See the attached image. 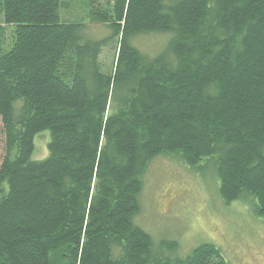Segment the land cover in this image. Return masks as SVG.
Segmentation results:
<instances>
[{"label": "trees", "instance_id": "trees-1", "mask_svg": "<svg viewBox=\"0 0 264 264\" xmlns=\"http://www.w3.org/2000/svg\"><path fill=\"white\" fill-rule=\"evenodd\" d=\"M106 2L79 22L63 0H0V264H228L212 244L166 257L133 219L161 155L210 163L224 203L264 219V0ZM148 34L171 37L154 58L132 44Z\"/></svg>", "mask_w": 264, "mask_h": 264}, {"label": "rangeland", "instance_id": "rangeland-1", "mask_svg": "<svg viewBox=\"0 0 264 264\" xmlns=\"http://www.w3.org/2000/svg\"><path fill=\"white\" fill-rule=\"evenodd\" d=\"M63 1L69 5L74 21L80 22L87 15L85 0ZM97 1L98 6L107 3ZM91 32L95 37L107 33L102 28H91ZM170 38L169 34L141 35L132 39V44L144 56L154 58L167 47ZM10 43L11 33L6 29L0 44L6 49ZM117 49L112 42L102 50L99 62L104 72H112ZM3 141L0 131V162ZM48 142V132L36 136L32 160L42 161L48 156ZM218 188L215 168L210 163L201 162L192 169L175 156H158L143 174L140 210L133 222L151 237L156 249L162 242L176 243L174 251L163 250L166 257L185 258L197 247L212 244L228 264H264V219L254 214V204L248 200L225 204Z\"/></svg>", "mask_w": 264, "mask_h": 264}]
</instances>
